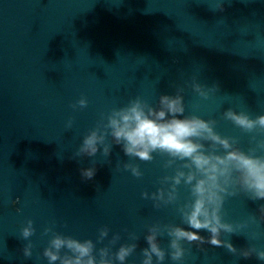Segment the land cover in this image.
Here are the masks:
<instances>
[{"label": "water", "instance_id": "obj_1", "mask_svg": "<svg viewBox=\"0 0 264 264\" xmlns=\"http://www.w3.org/2000/svg\"><path fill=\"white\" fill-rule=\"evenodd\" d=\"M194 82L217 90L204 98ZM178 90L185 116L214 120V130L236 138L241 150L256 147L253 136L264 139L224 118L229 108L264 115V0H0V264H48L43 251L53 233L91 239L97 250L109 246L113 253L136 243L125 264H142L149 226L187 228L179 208L192 198L189 186H177L173 203L156 207L151 199L161 188L167 194L171 181L162 179L183 161L165 167L167 154L154 152L151 161L126 156L110 135L107 157L102 146L94 157L76 155L113 108L137 97L157 107L160 95ZM81 98L87 107L74 110ZM126 163L143 175L133 176ZM88 167L96 169L91 179L81 175ZM262 204L242 191L225 199L223 220L243 227L220 239L236 254L182 241L188 251L175 262L165 232L158 236L166 251L162 264H264L255 254L239 255L251 246L264 250ZM28 220L35 232L25 240ZM105 226L109 234L97 242ZM45 228L52 232L45 235ZM117 233L120 239L110 245ZM29 241L32 256L25 258Z\"/></svg>", "mask_w": 264, "mask_h": 264}, {"label": "clouds", "instance_id": "obj_2", "mask_svg": "<svg viewBox=\"0 0 264 264\" xmlns=\"http://www.w3.org/2000/svg\"><path fill=\"white\" fill-rule=\"evenodd\" d=\"M223 10V4L219 6ZM193 89L202 97L207 98L209 91L217 90V86L208 91L198 84L193 83ZM178 90L175 95L162 94L159 97L157 107H153L146 101L137 97L121 108H113L106 116L107 123H98L97 127L89 132L79 147L76 155L94 157L101 150L105 157L110 152L112 145L106 143V137L111 136L114 144L121 145L126 156L138 157L142 161H151L153 153L167 154L165 167L172 166L177 160L184 163L177 167L175 175L165 176L162 183L171 181L170 188L165 195L163 188L153 193L151 199L156 201V207L160 203L170 204L177 200V186L182 182L190 187L191 199L179 208L181 220L187 228L179 225L159 224L149 226L145 236L147 247L142 249V264H162L166 257V251L160 247L158 236L167 233L170 238L167 253L172 261L181 262L186 250L182 241L189 244L195 242L197 247L207 243L215 247H225L229 252L236 254L237 249L226 240H221V233H234L237 227L225 222L222 217L224 201L229 196H234L242 191L248 198L264 200V156L255 155L258 149L264 150V139L256 141V147L248 152L237 147L238 140L234 137H222L214 130L215 121L205 120L196 115L185 116L183 96ZM86 98L79 99L71 107H87ZM224 118L232 121L244 132H256L264 135V115L251 118L245 112H236L229 108L224 112ZM72 121L69 120L68 127ZM219 149L223 154H219ZM125 170H130L132 175L139 178L143 175L138 165L124 164ZM184 169H187L185 171ZM95 167L81 170L85 179H91L95 175ZM144 198H149L147 192L142 193ZM19 211V210H18ZM259 219L264 221V204L259 208ZM256 223V216L251 217ZM192 229V230H189ZM205 230L210 233L208 238L199 233ZM35 232L33 221L28 220L27 226L21 229V235L28 240ZM52 232L51 228H45L44 234ZM109 234L105 226L99 229L97 242H102ZM130 239H137L134 234H129ZM120 239V235L114 234L110 245H114ZM136 243L122 244L113 253L109 246L98 250L91 239L78 240L71 236L53 233L48 247L43 251L48 264H125L127 258L137 248ZM33 244L31 241L23 247V256H32ZM67 250L62 255V250ZM255 254L257 259L264 261V250H258L254 246L239 252V255L248 258Z\"/></svg>", "mask_w": 264, "mask_h": 264}]
</instances>
